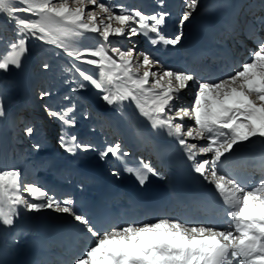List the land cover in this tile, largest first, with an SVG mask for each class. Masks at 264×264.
<instances>
[{
  "label": "snow or ice",
  "instance_id": "obj_1",
  "mask_svg": "<svg viewBox=\"0 0 264 264\" xmlns=\"http://www.w3.org/2000/svg\"><path fill=\"white\" fill-rule=\"evenodd\" d=\"M158 2L163 6L164 0ZM88 5L95 8L86 11ZM197 6L198 0H185V10L178 21L181 27ZM95 9L105 18H99ZM168 15L165 11H129L123 4L99 0H0V16L15 26L16 36L9 44L10 53L0 57V72L21 68L30 39L62 49L72 58L68 69L72 73L71 92L86 90L90 85L102 93L104 102L117 105L121 111L124 102L129 101L154 130H164L174 138L192 162L193 171L223 198L229 218L227 226L218 228L207 222L160 217L101 227L75 211L71 197L56 198L43 186L22 180L21 170L14 168L0 169V224L12 226L19 215L18 206L27 212L51 209L67 214L91 241L73 264H264V179L248 186L223 167L226 154L232 153L234 146L253 138L264 141V38L253 29L250 38H255L256 48L249 50L248 59L241 62L238 70L218 80L165 68L150 53L137 51L135 44L122 49L109 40L110 36L130 39L143 35L153 46L174 47L182 34H165ZM113 22L118 26L113 27ZM256 22L264 26V17H257ZM84 33H98L104 43L95 48L75 46L73 38ZM80 64L93 66L97 71L81 68ZM42 67L47 70L50 65L44 63ZM190 81L197 85L192 106L173 104L181 99L179 93L189 87ZM49 95L50 92L40 93L41 98ZM64 100L73 101V97L65 95ZM76 107L75 102L59 110L45 106L47 115L60 122V147L70 155L95 150L92 144L67 131L76 126ZM6 115L0 97V118ZM83 115L87 118L88 113ZM186 118L193 120L194 125L183 123ZM24 131L30 137L35 129L29 126ZM199 140L207 143L190 142ZM40 147L33 145L36 151ZM110 154L118 159L129 155L122 151L120 143L99 152L102 160ZM199 156L206 158L198 159ZM140 165L126 170L135 175L141 186L149 175L160 177L150 161L141 160ZM112 175L118 177L119 172L113 170Z\"/></svg>",
  "mask_w": 264,
  "mask_h": 264
},
{
  "label": "rangeland",
  "instance_id": "obj_2",
  "mask_svg": "<svg viewBox=\"0 0 264 264\" xmlns=\"http://www.w3.org/2000/svg\"><path fill=\"white\" fill-rule=\"evenodd\" d=\"M99 2L111 4L119 3L123 4L129 11L138 9L148 14L157 12L161 10L162 7H165L164 4L163 6H161L158 0H99ZM201 2L202 0H198V6L201 4ZM175 3L177 7L176 10L179 12V15L181 17L183 11L185 10V0H175ZM149 6H152L153 8L148 9ZM94 8V5H88L86 7V11L92 10ZM95 10L99 18H105L104 14L99 12V9ZM195 14L196 12L191 15V20L195 16ZM19 15L27 16L28 14L20 13ZM185 24L186 23L184 22L182 27H184ZM115 25L116 24L113 22V27L118 26ZM14 27L15 26L12 23H8L3 16H0V57H5L10 53L9 44L16 38ZM183 31L184 30H182V32ZM177 34H179V32H177L176 35ZM150 35L153 36L154 34L150 33ZM73 40L75 41V46L83 48H95L104 43L102 41V37H100L98 33H84L80 37H74ZM109 40L114 44V46H119L122 49L132 47V45L135 44L137 51H144L145 53H149L147 43L149 40L143 35H137L135 37H131L130 39L126 36H110ZM27 47L29 51L23 58L21 68H11L7 73L0 72V97H2L3 99L4 107L7 113L6 117L0 118V164L2 165L3 160L5 159L3 157L4 152H7V155L12 153L13 156L12 161L7 160V164L10 167H0V169H9L12 167V165L14 164V158L18 157L16 156L17 153L15 151V149L17 148L19 150V155H22L23 157L18 161L23 162V160H25L26 164H29L31 160H34V158L39 155V153L51 152L49 147H47L46 142L49 143L50 141L53 142L54 146H60L59 137L61 135V124L59 121L49 117L47 113L41 114L39 112V107L32 104V102L35 101L36 94L41 100L46 102V106L57 110L68 105L71 102H75L77 107L74 115L76 116V124L78 123L77 127H80L79 125H84L86 126V130H88V126H90V124H96L100 127L106 125L107 122L104 121L105 118L100 117L101 115H104L102 109L107 110L112 106L113 108L115 107L117 116H120V123L122 125L120 126V129H123L130 124L126 119V115L123 110H119L117 105L109 106L100 98L102 93H100L90 85L86 90H81L76 93L71 92V88L73 87V85L69 81L71 79L72 73L68 71V69L71 66L72 58L63 53L62 49L56 48L54 45L44 44L40 41H36L35 39H30L28 41ZM44 63H48L50 65L47 70L43 69L42 67ZM37 64L39 65L38 69H36ZM79 66L91 72L97 71L93 68V66L90 65L80 64ZM34 76L36 77L35 81L33 80ZM41 92H50L51 95L41 98ZM65 95H71L73 97V101L64 100ZM194 95L193 99L190 95H188L186 98L194 100ZM192 100L189 104L194 103V101ZM25 101H29V103L26 104ZM34 108L38 110L37 113L32 112ZM85 111L88 113L87 118L83 115ZM18 121H21L20 126L17 127L19 128L18 133H20H16V135H19L23 143L27 145V148H25V156L23 155L24 153L21 152V148H24L23 146L25 144H20L18 147L16 146L11 148L9 147V145H7L6 139L4 138L6 131L8 130L7 126H11V123L16 126ZM193 122V120L189 119L187 123L188 126H193ZM29 126L35 129L33 135L30 137L27 136L24 131L25 128ZM74 129L75 127L69 128L67 129V131L74 134ZM36 135L44 137L41 140L37 137V141L41 145L39 151H36L33 148ZM54 136L57 137V139L55 138V141L51 140V137ZM2 142L3 144H5L4 151ZM130 142L135 146L138 145V142L134 141L133 137L131 138V136ZM195 143L200 144V141H195ZM204 144L206 143L204 142ZM60 149L62 148L60 147ZM84 153L91 154L93 153V150Z\"/></svg>",
  "mask_w": 264,
  "mask_h": 264
},
{
  "label": "bare ground",
  "instance_id": "obj_3",
  "mask_svg": "<svg viewBox=\"0 0 264 264\" xmlns=\"http://www.w3.org/2000/svg\"><path fill=\"white\" fill-rule=\"evenodd\" d=\"M232 1L233 0H204L198 7H197V15L195 16L193 22L191 23V19L189 17V19L186 21L188 22L187 25H189V27H191V30L188 32V31H183V36L185 35V33L187 32V35H190L192 33H197V32H205L207 30L210 29V23L208 22V17L211 13H214V12H217L219 11L221 8H226V9H232L233 7V4H232ZM118 3V2H117ZM119 4V3H118ZM135 4V2H134ZM164 4V3H163ZM166 9L162 8V11H165L167 13H169L168 17L166 18V23H170V28L168 30H164L165 34L167 36H172L174 34V28H175V25H174V22H176L178 16L174 13L175 10L174 8H171L172 4L168 3V1H166ZM178 4V3H177ZM152 7H148V9H150ZM160 11V10H159ZM180 17V16H179ZM116 26V25H115ZM178 29L180 28V25L178 24ZM180 31V30H179ZM176 47L180 48V49H184V45H176ZM253 49V48H252ZM150 50L151 52L153 53H156L155 55V58H157L161 64L165 67V68H170L169 65L172 66V64H169L167 61L170 57H168L167 55H165L162 51L160 53H157V50H159L156 46H153L151 45L150 46ZM184 55V54H183ZM176 70H180L178 67L174 68ZM201 73L199 69H196L194 74L195 76L197 74ZM197 77V76H196ZM200 78H203L202 76ZM195 86L197 88V85L195 82H191L189 84V87L182 90L180 93H179V96L183 97V98H186L189 93H191L190 96H192V94L196 91L195 90ZM189 98H186V101L188 100ZM187 103L189 104L190 103V99L187 101ZM190 105V104H189ZM115 106V105H114ZM109 107V106H108ZM96 111V110H95ZM134 113L136 114L137 117H139L140 121L142 122V127L144 126L145 128H149L151 132H153V134L156 136V134L158 135H161V134H165L166 132L164 130H154L152 127H151V123L147 120V118L143 117L142 115H140L139 113V110L137 109L136 111H134ZM100 115V114H99ZM146 119V120H145ZM145 120V122H144ZM194 123V122H193ZM78 124V123H77ZM144 124V125H143ZM53 126V125H52ZM51 128V127H49ZM106 134H109L110 131L106 129V131H104ZM122 133V132H120ZM117 134L119 133H116L115 136L113 137V140L119 142L121 144V147H122V150H125V145L122 144V142H120V139L119 136H117ZM120 135V134H119ZM152 137H154L152 135ZM106 139H109V141L112 139L111 137V134L109 135H106V138H103V140H106ZM261 140V139H260ZM83 141V140H81ZM84 142V141H83ZM206 142V141H205ZM261 142L264 143V141L261 140ZM86 143V142H84ZM159 145L161 146L162 142H159ZM148 144H145V146H147ZM247 149L248 147L245 145V144H240V145H236L234 148H233V152L232 153H229V156L234 158H240V157H244L245 153L247 152ZM104 150L101 148V151ZM144 153L147 152L146 150L143 151ZM111 156V154H110ZM153 156L155 157V155L153 154ZM113 158V156H111ZM150 157H151V153L148 151L147 152V159L150 160ZM12 165V164H11ZM107 166L109 167V169L113 172V170H119V176L115 177V178H112L114 180H116L117 182H120L122 180V176H123V173L120 171V169H116L114 167V164L113 162H110L108 160L107 162ZM252 168V173H253V176L255 178H262L264 177V163L263 164H255L254 166H251ZM160 171L164 169V166H161L158 168ZM102 172V171H101ZM105 174H108L106 171H103V178H104V185L107 186V179L104 177ZM78 176V174H76ZM264 179V178H263ZM246 182V181H245ZM246 185H248V182L245 183ZM166 188H168V191L167 193H169L170 195H172V192L170 190V188L172 189V185L171 184H167L166 182L164 183ZM106 194H108L109 192L106 191L105 192ZM30 199V197H28ZM120 199L115 202V204H118L116 209L113 210V211H109L106 213V217H108L109 219L107 220L106 223H103V227H108L110 225V223L112 221H114V216L121 210H123L121 204H120ZM174 209H181L182 207L179 205V204H175L173 206ZM160 217H172V214H166L163 216V214L161 213L160 214ZM178 219L181 220V222H190V223H194V222H191L190 220H188L187 218H184L182 216H179L177 217ZM135 217L134 216H131L130 218H127V217H121V220H116L113 222L112 225H117V224H122L124 222H128V221H135ZM43 220H39L37 222V226H39L40 228H44V224L45 225H48L47 223H43L42 222ZM64 222H69L68 219H64L63 220ZM8 254L7 250L3 247V245L0 244V257L2 256H6ZM18 256H22V258H24V251H18Z\"/></svg>",
  "mask_w": 264,
  "mask_h": 264
}]
</instances>
